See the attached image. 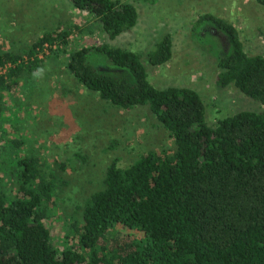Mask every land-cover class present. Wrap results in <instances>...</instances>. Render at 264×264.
<instances>
[{
    "label": "trees",
    "instance_id": "16d2710c",
    "mask_svg": "<svg viewBox=\"0 0 264 264\" xmlns=\"http://www.w3.org/2000/svg\"><path fill=\"white\" fill-rule=\"evenodd\" d=\"M66 1L87 15L84 28L43 33L21 53L0 50V133L14 132L0 138V151L11 158L9 173L0 178V264H264V55L246 53L228 20L198 17L195 24L208 23L228 44L217 59L216 85L233 86L261 107L211 126L196 91L156 88L135 52L109 44L135 27L131 3ZM254 1L264 9V0ZM72 28L79 35L96 29L103 41L73 48ZM45 47L55 57L65 55L68 74L109 107L146 108L173 142L171 150L140 153L125 167L112 161L102 188L64 220L58 244L51 222L66 181L15 137L19 103ZM92 54L127 76L95 68L88 61ZM144 57L151 67L166 64L171 36L163 35ZM11 97L17 107L5 119ZM55 166L64 171V162Z\"/></svg>",
    "mask_w": 264,
    "mask_h": 264
},
{
    "label": "rangeland",
    "instance_id": "374dc122",
    "mask_svg": "<svg viewBox=\"0 0 264 264\" xmlns=\"http://www.w3.org/2000/svg\"><path fill=\"white\" fill-rule=\"evenodd\" d=\"M125 1L136 8L137 23L109 44L135 52L153 86L196 91L204 102L205 121L211 126L239 111L261 110L255 100L233 86L216 85L217 59L227 51L228 44L208 23L195 24L204 13L222 17L238 30L246 53L264 55V9L254 0ZM86 18L66 0H0V50L21 53L43 33L72 26L84 28ZM70 30L73 48L103 41L96 29L81 35L75 28ZM166 34L172 39V57L160 67H151L144 55ZM39 58H43L42 63L30 77L19 103L22 118L18 112L15 119L20 131L15 137L25 141L24 150L37 152L66 181L56 195L51 222L52 237L58 244L64 220L77 216L85 198L102 188L105 169L112 161L125 167L140 153L171 150L173 142L146 108L127 112L113 109L96 93L81 87L68 74L65 55L55 57L46 50ZM88 61L104 73L127 76L103 57L92 54ZM7 103L13 107L7 106L10 111L5 119L13 116L17 107L12 97ZM2 134L14 136L10 128ZM58 162H64L63 172L55 166ZM10 164L9 152L0 151V178L9 173Z\"/></svg>",
    "mask_w": 264,
    "mask_h": 264
},
{
    "label": "built area",
    "instance_id": "2783aa9c",
    "mask_svg": "<svg viewBox=\"0 0 264 264\" xmlns=\"http://www.w3.org/2000/svg\"><path fill=\"white\" fill-rule=\"evenodd\" d=\"M47 49H46V47L44 48V51H46Z\"/></svg>",
    "mask_w": 264,
    "mask_h": 264
}]
</instances>
